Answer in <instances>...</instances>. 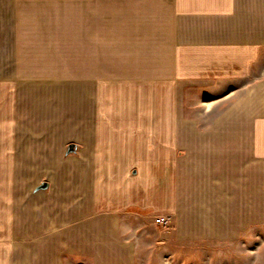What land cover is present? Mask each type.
Listing matches in <instances>:
<instances>
[{
    "label": "crops",
    "instance_id": "0c3cea01",
    "mask_svg": "<svg viewBox=\"0 0 264 264\" xmlns=\"http://www.w3.org/2000/svg\"><path fill=\"white\" fill-rule=\"evenodd\" d=\"M0 86L49 88L78 171L34 188L56 216L35 238L4 197L0 264H138L134 219L264 227V0H0Z\"/></svg>",
    "mask_w": 264,
    "mask_h": 264
},
{
    "label": "rangeland",
    "instance_id": "374dc122",
    "mask_svg": "<svg viewBox=\"0 0 264 264\" xmlns=\"http://www.w3.org/2000/svg\"><path fill=\"white\" fill-rule=\"evenodd\" d=\"M186 108L190 109L188 102ZM42 112H49L48 87L0 86V218L4 216L5 196L20 203L23 239L31 231L35 238L39 233L36 224L49 225V219L56 218L51 214L49 218V190L32 196L34 188L53 177L61 181L64 175L78 173L76 164L62 165L71 137L69 129L57 118L49 123V113ZM161 217L156 214L153 219ZM134 223L139 229L138 264H264V227L235 243L178 242L173 228L168 232L151 225L146 229L145 220L134 219ZM10 226L13 229L12 222ZM35 247L39 252L45 249L38 243Z\"/></svg>",
    "mask_w": 264,
    "mask_h": 264
},
{
    "label": "built area",
    "instance_id": "2783aa9c",
    "mask_svg": "<svg viewBox=\"0 0 264 264\" xmlns=\"http://www.w3.org/2000/svg\"><path fill=\"white\" fill-rule=\"evenodd\" d=\"M157 224L167 226L169 223V220L165 217L158 218L156 221Z\"/></svg>",
    "mask_w": 264,
    "mask_h": 264
},
{
    "label": "water",
    "instance_id": "95a60500",
    "mask_svg": "<svg viewBox=\"0 0 264 264\" xmlns=\"http://www.w3.org/2000/svg\"><path fill=\"white\" fill-rule=\"evenodd\" d=\"M76 146L75 145H72L68 148V151H67V154H72V153H75L76 152ZM46 188V184L42 185L39 189H44Z\"/></svg>",
    "mask_w": 264,
    "mask_h": 264
},
{
    "label": "bare ground",
    "instance_id": "6f19581e",
    "mask_svg": "<svg viewBox=\"0 0 264 264\" xmlns=\"http://www.w3.org/2000/svg\"><path fill=\"white\" fill-rule=\"evenodd\" d=\"M157 221V220H156Z\"/></svg>",
    "mask_w": 264,
    "mask_h": 264
}]
</instances>
